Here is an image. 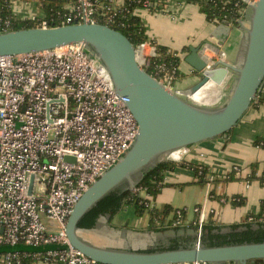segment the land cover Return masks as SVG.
I'll use <instances>...</instances> for the list:
<instances>
[{
  "label": "built area",
  "instance_id": "1",
  "mask_svg": "<svg viewBox=\"0 0 264 264\" xmlns=\"http://www.w3.org/2000/svg\"><path fill=\"white\" fill-rule=\"evenodd\" d=\"M11 1L12 10L19 1L25 5L30 2ZM241 1L249 8L255 0ZM67 7L62 25L98 23L97 13L111 20L120 8L113 0H77ZM8 25L9 20H3L0 33ZM38 27H49V22L43 19ZM134 49L138 65L144 70L151 67V76L174 90V70L152 59L157 55L154 42L144 40ZM199 53L205 60L200 74L215 80L214 74L221 70L216 63L226 61L225 52L203 43ZM137 133V122L124 97L115 89L105 66L83 42L0 55V246H64L42 252H3L0 264H22L28 257L36 258L38 264H103L70 244L66 222L82 194L126 154ZM187 147L169 152L167 159L181 161ZM240 171L234 165L230 172L238 175ZM215 177L219 176L208 170V186ZM132 190L141 191L136 186ZM234 199L237 197L230 198ZM204 210L203 206L195 208L198 237ZM46 220L55 221L58 230L50 231Z\"/></svg>",
  "mask_w": 264,
  "mask_h": 264
},
{
  "label": "water",
  "instance_id": "2",
  "mask_svg": "<svg viewBox=\"0 0 264 264\" xmlns=\"http://www.w3.org/2000/svg\"><path fill=\"white\" fill-rule=\"evenodd\" d=\"M248 25L244 27L242 59L239 64L219 61L221 71H232L235 81L228 98L217 108H207L187 99L209 81L204 74L198 83L182 95L159 82L141 68L135 49L120 31L100 23H72L50 27H30L0 33V55H15L47 50L69 43L83 42L109 72L115 89L121 94L138 125V133L126 154L94 181L74 205L66 222V236L71 245L103 264H168L205 262L212 264L264 263V241L135 251L94 245L78 234L82 216L110 191L124 183L133 189L143 171L160 162L164 154L192 144L226 137L245 115L264 81V0L249 5ZM230 22L215 25L211 37L224 44L231 30ZM185 61L199 73L205 60L198 46H190ZM65 159H71L65 156ZM31 183L28 193L31 192ZM0 246L3 252H42L64 248L45 244Z\"/></svg>",
  "mask_w": 264,
  "mask_h": 264
},
{
  "label": "crops",
  "instance_id": "3",
  "mask_svg": "<svg viewBox=\"0 0 264 264\" xmlns=\"http://www.w3.org/2000/svg\"><path fill=\"white\" fill-rule=\"evenodd\" d=\"M123 1L113 0V4L115 7H121ZM36 2L37 0H31L28 5H25L23 1H19L13 7V14L18 18H25L29 14L41 16ZM149 6L138 7L134 13L140 17L149 40L154 44L179 51L181 56L179 68L183 75L175 80L173 88L175 91L185 95L183 93L189 91L200 80L201 74L185 61V57L190 52V46H198L200 49L201 44L208 43L212 47H220L226 54V61L235 64L241 62L244 27L248 25L249 8L245 10V16L238 26L230 25L231 30L227 39L223 45L218 46L215 39L211 37V31L215 24L208 22L195 4L186 0H152ZM193 15L194 17H192ZM189 21L194 23L192 30L182 37L181 28ZM232 50L233 52H231ZM214 75L215 80H212L209 86L204 85L205 87H201L197 91L198 93H195L194 96L200 100L192 99L193 96H188L187 99L196 105L207 108H217L223 105L233 87L235 75L228 70H217ZM262 89L264 91V81ZM241 120L244 124L243 128L248 130V141L250 142L248 150L251 156L242 158L243 163L247 164L246 166H241L237 162L231 164V167L237 165L241 168L239 174L236 175L237 179L221 180L211 184V187H208L207 184L196 183L197 177L187 164L203 165L211 172L212 165L215 166L217 164L215 160H218V165L215 167L220 172H225L221 175H227L231 171V167L225 168V170L220 168L221 164L224 165L228 161L225 160L226 157L223 153L218 155L219 157L216 156L217 143L214 142V138L188 146V151L181 160L186 168L174 169L165 174L167 186L161 189L153 200V205L161 207L169 204L174 208H186V219L182 221L180 227H168L156 232L149 231L147 228L148 216H135L131 209L127 216H123L120 212L113 216L100 215L94 227L79 228L78 232L85 233V240L100 247L135 251H147L153 248H163L164 250L170 249L169 246L172 243L177 244L176 248L190 247L196 243L201 244L197 229L194 228V214H197L195 208L199 207L197 206L199 203H202L201 206L205 208L204 223L209 227L214 226L213 230L205 234L206 236L207 234L232 232L234 225L236 230H243L244 224L251 221L249 215H257L261 206H263V212L257 218L264 221V182L258 178L264 172V148L256 146L254 143L257 137H264V105L250 106ZM231 133L232 131H230ZM230 134L226 137L229 138ZM254 162L256 163L254 173L256 178L248 180L246 177L251 173V164ZM225 166L228 165L225 164ZM184 170H187L186 177H189L188 179L183 178L180 173ZM171 175L176 178L170 177ZM184 183L190 184L182 185ZM211 188L217 195L225 194V197H209L208 191ZM235 195L241 198V204L230 203V198ZM222 198L226 200L223 201ZM188 207L192 210L188 211ZM81 237L83 238L82 235ZM261 263L264 264L262 261Z\"/></svg>",
  "mask_w": 264,
  "mask_h": 264
},
{
  "label": "trees",
  "instance_id": "4",
  "mask_svg": "<svg viewBox=\"0 0 264 264\" xmlns=\"http://www.w3.org/2000/svg\"><path fill=\"white\" fill-rule=\"evenodd\" d=\"M31 1V0H27ZM77 0H37L36 5L41 11V16H37L34 19L31 18H18L13 14L12 1L0 0V24L3 20L8 19L9 25L5 31L18 30L23 28L38 27L41 20H47L50 26H59L63 24V16L68 11V5L75 4ZM187 2L195 4L199 12H201L205 19L215 25L219 24L223 20L229 21L232 25L238 26V20H242L245 16V10L247 5L241 0H186ZM97 2H107V0H97ZM152 0H124L120 8L115 12V15L109 20L108 18L97 13L96 20L100 24L108 25L109 27L120 31L125 35L133 46L138 45L144 40H147L145 34L144 25L139 16L134 13V10L138 7H150L149 3ZM3 31V32H5ZM157 55L153 57V61L156 63H163L168 68L174 70L175 80L180 78L183 73L179 68L181 56L179 51L170 49L166 46L155 44ZM152 68H147V73L153 75ZM174 80V82H175ZM173 82V84H174ZM264 105V91L261 89L256 95L251 106ZM230 132L227 133L229 135ZM256 146L264 148V137H257L254 141ZM178 166H185L181 161H174L170 159L162 160L147 168L143 171V174L136 184V187L141 191L136 192L132 189H128L124 183L120 187L110 191L104 197H102L94 206H92L79 220L78 228H92L94 227L98 216L109 215L113 216L124 206H131L133 214L135 216H148L147 228L149 231H162L165 228L172 227L178 228L181 226L182 221L186 219V208H174L169 204L163 205L161 208L153 205V200L160 193L161 189L167 186L165 182V174L169 171H173ZM191 168L197 179L196 183L206 185V174L208 169L203 165H191L187 164ZM256 170V163L251 164V173L247 177L249 180L256 178L254 176ZM226 178L215 177L211 184L220 182L221 180L229 181L237 179L236 174L230 172ZM261 182H264V172L258 177ZM190 183H184L182 185H188ZM209 197L220 198L225 197V194L217 195L212 188L208 193ZM218 196V197H217ZM237 199L230 200L233 205H239L242 203L240 197L235 195ZM179 211V215L176 211ZM263 212V206L257 215L251 216V221L244 224L243 230H236L233 226L232 232L229 233H215L207 234L213 230V227L206 226V223H202L199 232V239L201 244L206 246L223 245L231 243H243V242H261L264 241V221L258 220L257 217L261 216ZM197 213V212H196ZM194 228L199 230L198 216L194 214ZM179 223L175 224L178 221ZM248 219V218H247ZM181 222V223H180ZM177 244H170L169 248H176ZM157 250H163L159 248ZM147 251H151L147 250ZM22 264H38L36 258H24ZM253 264H262L260 260L255 261Z\"/></svg>",
  "mask_w": 264,
  "mask_h": 264
},
{
  "label": "rangeland",
  "instance_id": "5",
  "mask_svg": "<svg viewBox=\"0 0 264 264\" xmlns=\"http://www.w3.org/2000/svg\"><path fill=\"white\" fill-rule=\"evenodd\" d=\"M247 9V8H246ZM35 16V15H34ZM194 17V15L192 16ZM29 18V17H27ZM194 23H192V21H189V22H186L183 27L181 28V31L183 32V35L182 37L186 36V34H189L192 30V26H193ZM245 30V29H244ZM178 51V50H177ZM233 52V50L231 51ZM230 58H231V53H230ZM235 75V74H234ZM174 87V86H173ZM192 99L194 100H200V98L197 99L196 96H193ZM242 120H240V122H238V124L236 126H234L233 130L231 129L232 133L230 134L229 138L227 137H223V136H219V137H216L214 138L215 139V143L216 144V156L219 157L218 155H221L222 153L224 154V156L226 157L225 160L228 161V162H225V164H227L228 166H225V164H221L220 165V168L224 169L225 168H229L231 167V164L233 162H237V164H240L241 166H246L245 163H243L242 161V158L244 157H250V152L248 150L249 146L250 145V142L248 141L249 140V136H248V130L243 128V122H241ZM230 132V131H229ZM197 144V143H196ZM194 145V144H192ZM168 155L169 154H164L161 156L160 160H166L168 158ZM216 161V167L218 165V160H215ZM230 162V163H229ZM214 165H212L211 167V173H214L216 176L220 175L219 178H222L225 175H221L225 172H220V170H218V168H216ZM179 168H186L185 166H180V167H176V169H179ZM232 169V167H231ZM186 171L187 170H184V171H180V173H182L183 175V178H186L188 179L189 177H186ZM220 172V173H218ZM174 176V175H173ZM172 175L170 177H173ZM191 177V175H190ZM194 177V176H193ZM174 178H176V176H174ZM192 178V177H191ZM195 179V177H194ZM197 179V178H196ZM253 182V181H252ZM255 183V181L253 182ZM252 183V184H253ZM208 187H211V186H208ZM207 188V187H206ZM212 189V188H211ZM202 203H199L197 206H201ZM162 207V206H161ZM161 207H158V208H161ZM189 208V207H188ZM131 206L127 205V206H124L121 210H119L117 213H122L123 216H127L130 214V210H131ZM192 208H189L188 211H191ZM116 213V214H117ZM205 220V219H204ZM204 222V221H203ZM181 223V222H180ZM46 226L47 228L52 231V232H56L58 230V226H57V223L53 220H46ZM198 233V231H197ZM78 234L81 236H83V238H85V233H80L78 232ZM18 246H22V247H26V245H23V244H19ZM44 245H41L39 248H43ZM31 248H35L34 246H31ZM158 248H153L151 250H157ZM150 250V249H149Z\"/></svg>",
  "mask_w": 264,
  "mask_h": 264
},
{
  "label": "bare ground",
  "instance_id": "6",
  "mask_svg": "<svg viewBox=\"0 0 264 264\" xmlns=\"http://www.w3.org/2000/svg\"><path fill=\"white\" fill-rule=\"evenodd\" d=\"M212 80H210V81H208V83L207 84H205V86H209V83L211 82ZM205 86H203V87H205ZM198 93V92H197ZM195 95V94H194ZM193 95V96H194Z\"/></svg>",
  "mask_w": 264,
  "mask_h": 264
}]
</instances>
